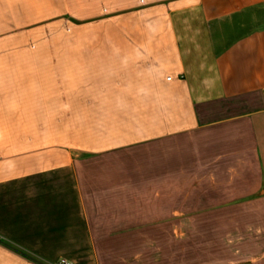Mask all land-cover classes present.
Returning a JSON list of instances; mask_svg holds the SVG:
<instances>
[{
    "label": "crops",
    "instance_id": "1",
    "mask_svg": "<svg viewBox=\"0 0 264 264\" xmlns=\"http://www.w3.org/2000/svg\"><path fill=\"white\" fill-rule=\"evenodd\" d=\"M198 220L264 264V0H0V264H176Z\"/></svg>",
    "mask_w": 264,
    "mask_h": 264
},
{
    "label": "rangeland",
    "instance_id": "2",
    "mask_svg": "<svg viewBox=\"0 0 264 264\" xmlns=\"http://www.w3.org/2000/svg\"><path fill=\"white\" fill-rule=\"evenodd\" d=\"M198 163L199 159H195ZM193 210L203 205H192ZM263 207V206H262ZM257 244H264L263 236H256ZM263 255L264 252H257ZM176 264H203V220L193 221L192 233L189 236L176 237Z\"/></svg>",
    "mask_w": 264,
    "mask_h": 264
},
{
    "label": "built area",
    "instance_id": "3",
    "mask_svg": "<svg viewBox=\"0 0 264 264\" xmlns=\"http://www.w3.org/2000/svg\"><path fill=\"white\" fill-rule=\"evenodd\" d=\"M57 264H71L66 259H61Z\"/></svg>",
    "mask_w": 264,
    "mask_h": 264
}]
</instances>
